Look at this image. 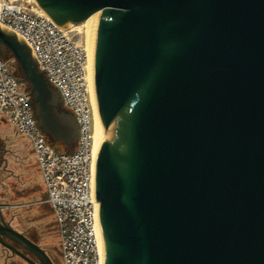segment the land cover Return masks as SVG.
<instances>
[{"label": "water", "instance_id": "obj_1", "mask_svg": "<svg viewBox=\"0 0 264 264\" xmlns=\"http://www.w3.org/2000/svg\"><path fill=\"white\" fill-rule=\"evenodd\" d=\"M35 2L65 29L98 12L90 70L103 263L264 264V0ZM11 57L37 126L72 152L76 115L0 22V58Z\"/></svg>", "mask_w": 264, "mask_h": 264}, {"label": "built area", "instance_id": "obj_2", "mask_svg": "<svg viewBox=\"0 0 264 264\" xmlns=\"http://www.w3.org/2000/svg\"><path fill=\"white\" fill-rule=\"evenodd\" d=\"M0 22L31 47L40 68L61 90L64 106L80 124V138L72 152L53 145L33 117L30 90L18 81L15 59L0 58V117L32 145L60 236L62 262L104 264L96 232L94 114L86 48L35 1L0 0Z\"/></svg>", "mask_w": 264, "mask_h": 264}, {"label": "rangeland", "instance_id": "obj_3", "mask_svg": "<svg viewBox=\"0 0 264 264\" xmlns=\"http://www.w3.org/2000/svg\"><path fill=\"white\" fill-rule=\"evenodd\" d=\"M23 1L34 3V0ZM94 28L91 23H81L71 25L68 32L75 41L86 48L88 53V44L93 39ZM90 100L92 103L91 93ZM0 137L5 141L7 149L6 166L0 169V200L7 205L6 208L12 214L16 215L14 222L17 226H27L31 223L39 225L50 232L52 240L59 245L60 236L54 221L53 210L46 201V187L30 141L1 117Z\"/></svg>", "mask_w": 264, "mask_h": 264}, {"label": "flooded vegetation", "instance_id": "obj_4", "mask_svg": "<svg viewBox=\"0 0 264 264\" xmlns=\"http://www.w3.org/2000/svg\"><path fill=\"white\" fill-rule=\"evenodd\" d=\"M6 152L0 137V169L6 166ZM6 207L0 200V264H63L60 245L52 240V234L32 223L17 226L16 215Z\"/></svg>", "mask_w": 264, "mask_h": 264}, {"label": "bare ground", "instance_id": "obj_5", "mask_svg": "<svg viewBox=\"0 0 264 264\" xmlns=\"http://www.w3.org/2000/svg\"><path fill=\"white\" fill-rule=\"evenodd\" d=\"M35 1V0H34ZM97 14L98 12L92 14L85 22L83 23H88V24H93L95 26V23H96V19H97ZM89 42V41H88ZM92 42V40H91ZM91 42H89L88 44V55H89V60H88V73H89V80H90V93H91V97H92V107H93V114H94V134H93V137H94V149H95V152L97 154V148H98V135H99V126H98V116H97V111H96V108H95V103H94V97H93V91H92V83H91V70H90V54H91Z\"/></svg>", "mask_w": 264, "mask_h": 264}, {"label": "trees", "instance_id": "obj_6", "mask_svg": "<svg viewBox=\"0 0 264 264\" xmlns=\"http://www.w3.org/2000/svg\"><path fill=\"white\" fill-rule=\"evenodd\" d=\"M58 146H60L61 148H64V145L63 144H58Z\"/></svg>", "mask_w": 264, "mask_h": 264}]
</instances>
